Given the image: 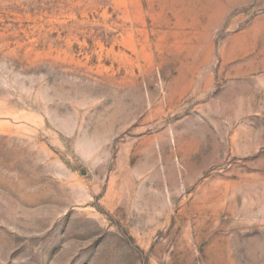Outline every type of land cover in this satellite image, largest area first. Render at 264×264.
<instances>
[{"label": "rangeland", "instance_id": "obj_1", "mask_svg": "<svg viewBox=\"0 0 264 264\" xmlns=\"http://www.w3.org/2000/svg\"><path fill=\"white\" fill-rule=\"evenodd\" d=\"M0 264H264V0H0Z\"/></svg>", "mask_w": 264, "mask_h": 264}]
</instances>
